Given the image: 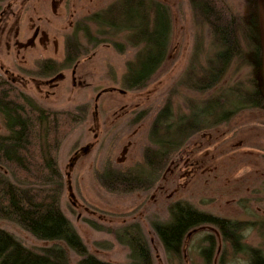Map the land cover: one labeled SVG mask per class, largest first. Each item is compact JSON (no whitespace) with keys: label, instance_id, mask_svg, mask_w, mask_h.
I'll list each match as a JSON object with an SVG mask.
<instances>
[{"label":"rangeland","instance_id":"rangeland-1","mask_svg":"<svg viewBox=\"0 0 264 264\" xmlns=\"http://www.w3.org/2000/svg\"><path fill=\"white\" fill-rule=\"evenodd\" d=\"M159 1L156 3L160 4ZM162 1L169 7L171 19L167 56L139 91L126 89L122 75L125 61H143L146 57L145 62L152 63L151 56L158 53V41L162 38L161 8L152 2L145 22L139 21V11L134 7L125 12L129 20L121 14L119 25L128 24L131 30L126 33L132 34L131 41L128 36L125 40L122 30L112 35L105 20L96 24L111 38L105 34L109 46L99 44L92 50L95 52L93 61H85V55L92 51L79 58L80 62L85 61L83 66L89 71L85 70L89 83L86 86L66 82L61 89L55 88L53 95L46 78L21 82L43 106L68 110L81 117L63 138L56 154L64 183L61 209L87 251L112 264H149L147 257L151 264H218L221 261L223 264H251L253 261L258 264L264 256V108L251 102L256 90L264 95V0H225L241 18L239 34L247 30L252 41L242 40V52L225 76L212 88L201 91L192 86L199 85V77L205 75V69L212 62L215 64V54L221 46L203 24V17L191 12L187 0ZM4 3L0 1V12ZM73 3L75 18L61 20L55 29L58 52L63 56L70 21L82 24L84 16L99 11L103 4L110 15L116 14L118 8L114 7L119 4L118 0H73ZM45 15L51 17L48 12ZM88 24L91 25L90 20ZM81 28L76 24L74 33L87 45ZM1 36L3 32L0 39ZM134 40L135 44L125 55L117 51L116 43L126 48L125 43ZM0 47L2 61L4 44ZM53 49L51 45L50 52ZM63 56L56 58L60 63L51 65L48 71L37 72L42 67L37 65L33 74L52 76L55 71L63 70L69 76L71 70L61 64ZM35 57L39 54H33L31 60ZM30 63L31 69L37 64L34 60ZM122 89L126 91L121 92ZM231 109L237 111L229 113ZM165 112L170 114L164 115ZM200 126L205 127L204 130H194ZM2 129L0 125V131ZM93 140L97 141L93 149L71 168L68 164L73 152L82 151L86 142ZM158 141L160 144L156 146L163 147L164 143V148H160L163 152L176 146L171 153L172 162L153 169L145 163L144 156L154 164L158 162L159 155L146 152ZM179 145L183 146L178 148ZM180 152L188 154L176 168L173 162ZM120 166L132 168V177L151 181L152 188L130 193L106 189L103 183L118 174L115 168ZM187 208L244 222L239 229L241 239L233 241L234 245L230 241L226 244L224 260L218 256L220 247L216 256L209 258L206 234L214 233L219 244H223L220 232L209 224L193 228L182 239L181 247L173 242L170 249H166L160 242L155 231L173 223L176 217L185 218ZM0 227L33 250L41 251L56 244L40 240L1 218ZM224 231L236 239L234 229ZM165 238L168 239L166 235ZM243 243L251 247L250 250L245 249ZM63 247L67 262L80 264L81 257Z\"/></svg>","mask_w":264,"mask_h":264},{"label":"trees","instance_id":"trees-1","mask_svg":"<svg viewBox=\"0 0 264 264\" xmlns=\"http://www.w3.org/2000/svg\"><path fill=\"white\" fill-rule=\"evenodd\" d=\"M0 1L4 2L5 0ZM118 2V6L114 7V9L118 8L116 14L113 12L110 15V11L103 4L99 7V11H92L90 15L84 16L82 24L81 22H75L73 24L74 28L68 30L64 47L68 63H72L75 59L83 56L84 53L94 50L99 44L103 45L105 43L109 46L104 37H106L105 34L108 38L111 37L108 36V33L100 31L96 25L103 23V20H105L106 27L112 35L117 34L118 30H122L125 33V40L128 36V40L131 41L133 37L131 38L130 35L132 34L130 32L126 33L131 30L128 24L119 25L121 14L129 20V15L125 12L134 7L136 12L139 11L137 14L139 21L145 22L147 10L150 7L149 3H156L158 0H118ZM159 2L160 4H156L161 8V15L160 13L159 15L161 16L162 38L158 41L160 48L156 56H151L152 63L145 62L146 57L143 61L139 59L138 61L127 60L124 62L125 69L122 77L125 80L126 89L131 90L134 88L133 90L139 91L143 88L167 56L171 35V19L169 7L162 0ZM187 2L191 12L203 17V24L208 26L211 35L215 37L218 43L217 45L221 46L215 54L217 58L215 64L212 62L205 69L203 72L205 75L199 77V85L192 86L194 89L201 91L212 88L225 76L233 60L242 52L241 41L244 40L249 43L252 39L251 35L246 32L247 30L239 34L241 18L238 13L232 11L225 0H187ZM89 20L91 25L88 24ZM139 21H137V24ZM76 24L81 25L82 36L86 37L87 45L85 41L82 43L80 42L81 39H77L74 33ZM241 36L243 39H240ZM135 42L134 40V42L125 43L126 48L123 47V44L116 43V49L119 53L122 51V55H125L126 50L133 47ZM92 52L90 53L92 54ZM41 58L43 59V57L37 59V61L39 60L38 65L42 66L39 70L41 73L50 70L51 65L60 63L59 61L42 60ZM30 82L32 81L30 80ZM20 84L16 79L9 78L0 68V125L3 128L0 131V218L15 223L40 240L54 241L56 244L45 247L41 251L33 250L21 243L12 233L0 227V264H69L64 245L81 257L80 264H112L96 258L87 251L86 246L60 206L64 183L56 154L63 138L81 121V117L79 114L68 110L43 106L38 99L29 94L28 88H24ZM121 91L125 92L126 90L122 89ZM251 103L256 107L264 108V95L261 90L252 93ZM166 108H164L165 111ZM162 111L161 116H163ZM234 111L237 110L231 109L229 113ZM168 114L170 113L167 112L166 114L165 112L164 115L168 116ZM227 116H230V114ZM155 121L163 122L161 119ZM194 128V130L200 132L205 127ZM157 144H160L159 141L155 146H150L149 150H146L147 155L156 154L160 156L156 164L149 161L148 156L144 154L145 163L153 169H158L168 164V162H172L171 153L176 146L172 147L167 142L172 148H170V151L167 149L163 152L160 148H164V143L162 142L163 147L156 146ZM181 146L183 145H179L178 148ZM149 151L151 152L149 153ZM187 154L188 152H180L173 165L181 163L183 156ZM185 166L188 168V165ZM115 169L118 174L103 183L106 189L130 193L135 190H149L152 188L151 181H142L137 177H132V168L124 169L123 166H120ZM67 182H69V179ZM184 215L185 218L176 217L173 223L166 225L164 228L161 227L159 231H155L166 249H170V243L173 242L181 247L182 239L193 228L195 229L196 226L203 224L214 226L220 232V239L223 243L222 245L219 244L214 233L206 234L205 240L209 243L210 250L209 258L215 257L220 247L221 254L218 256H221V259L224 260L223 254L226 252V244L229 241L233 242L241 239L239 229L243 227V221H234L224 216L189 208H187ZM225 228L235 230L237 234L235 240L224 231ZM165 235L168 239L165 238ZM138 241L142 243L140 240ZM139 242L138 245L140 246ZM243 244L245 249L250 250L251 247L245 243ZM214 249L216 250L214 251ZM241 251L237 252L241 253ZM251 251L256 252L255 249H251ZM147 262L151 264L148 257ZM218 264L223 263L221 261ZM251 264H257V262L253 261ZM258 264H264V256Z\"/></svg>","mask_w":264,"mask_h":264},{"label":"flooded vegetation","instance_id":"flooded-vegetation-1","mask_svg":"<svg viewBox=\"0 0 264 264\" xmlns=\"http://www.w3.org/2000/svg\"><path fill=\"white\" fill-rule=\"evenodd\" d=\"M73 7V0H5L4 7L0 12V32H3L0 46L4 44L0 68L9 78L16 79L20 83L30 80L38 82L39 80L42 81V78H46V84L52 89L53 95L56 94L55 88L57 90L61 89L66 82L72 86H86V84H89L86 81L89 71L83 64H85V61H93L94 52L90 53V56L85 57L86 60L84 62H80L78 58L72 63H68L66 61L65 49L63 56L61 51L58 52L59 44L55 40L56 25L66 18H75L76 10ZM47 12L53 18L47 17L45 15ZM74 22H69V30L74 28ZM50 26L52 29H47ZM51 45L54 49L50 52ZM63 47H65V42ZM19 52H22V54ZM33 54L34 56L35 54H39V57L53 61L63 56L61 64L66 69L71 70L69 76L63 70H58L52 76L40 75L39 77L37 74H33L39 63V60L37 61L38 57L31 60ZM33 60L37 64L33 65L34 67L31 69L29 66L32 65L30 62L33 63ZM67 63L68 66H66ZM37 72H39V69ZM37 85L39 86L41 83H37ZM96 142V140L88 141L82 151L73 152L75 157H71L68 165L73 168L82 155H86V153L93 149ZM175 164L174 167H178L180 163ZM172 172L174 171L172 170Z\"/></svg>","mask_w":264,"mask_h":264}]
</instances>
